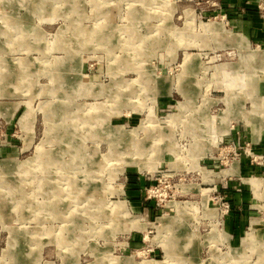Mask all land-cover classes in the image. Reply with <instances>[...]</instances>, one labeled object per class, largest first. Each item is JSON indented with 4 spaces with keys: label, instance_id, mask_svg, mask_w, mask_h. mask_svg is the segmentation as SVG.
Instances as JSON below:
<instances>
[{
    "label": "rangeland",
    "instance_id": "1",
    "mask_svg": "<svg viewBox=\"0 0 264 264\" xmlns=\"http://www.w3.org/2000/svg\"><path fill=\"white\" fill-rule=\"evenodd\" d=\"M0 264H264V0H0Z\"/></svg>",
    "mask_w": 264,
    "mask_h": 264
}]
</instances>
